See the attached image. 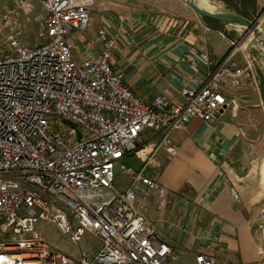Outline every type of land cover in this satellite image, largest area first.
I'll use <instances>...</instances> for the list:
<instances>
[{
	"label": "built area",
	"instance_id": "1",
	"mask_svg": "<svg viewBox=\"0 0 264 264\" xmlns=\"http://www.w3.org/2000/svg\"><path fill=\"white\" fill-rule=\"evenodd\" d=\"M40 4V43L33 47L23 45L17 17L30 2L7 4L0 15V264H172L177 254L140 201L156 195L160 213L169 204L152 160L192 120L212 123L231 106L237 111L230 90L257 85L253 61L216 66L204 46L191 64L207 68L199 89L185 88L182 101L159 95L148 102L116 70V40L106 28L98 31L100 53L75 57L69 37L92 28L93 0ZM65 121L76 128L64 130ZM152 131L162 134L160 144H144ZM120 165L131 178L124 190L115 185ZM231 196L240 200L234 187ZM41 221L54 224L79 254L54 250L37 232ZM87 235L100 241L95 255L81 250ZM195 260L227 264L204 254Z\"/></svg>",
	"mask_w": 264,
	"mask_h": 264
},
{
	"label": "crops",
	"instance_id": "2",
	"mask_svg": "<svg viewBox=\"0 0 264 264\" xmlns=\"http://www.w3.org/2000/svg\"><path fill=\"white\" fill-rule=\"evenodd\" d=\"M96 4L92 28L69 37L75 57L100 53L98 31L106 28L116 40V70L148 102L159 95L182 101V91L199 89L198 80L207 74L203 64L198 70L191 66L198 50L206 46L217 66L229 48L222 32L185 0ZM250 87L239 94L249 93ZM236 97L239 105L246 103ZM245 115L230 107L216 122L194 119L156 151L152 167L169 204L160 213L156 195L140 201L156 232L177 254L172 264H196L198 254L227 264H264V160L247 158ZM161 137L148 132L144 144L158 145ZM233 187L240 194L238 202L231 196Z\"/></svg>",
	"mask_w": 264,
	"mask_h": 264
},
{
	"label": "rangeland",
	"instance_id": "3",
	"mask_svg": "<svg viewBox=\"0 0 264 264\" xmlns=\"http://www.w3.org/2000/svg\"><path fill=\"white\" fill-rule=\"evenodd\" d=\"M22 0H4L0 2V15L3 13L5 5L19 2ZM30 2V7H20L18 9L17 17L21 22V32L23 45L33 47L40 43L38 37V30L42 25L43 10L41 8L40 0H27ZM94 4L99 3L100 0H93ZM257 9L246 18L251 23H257L260 30L264 34V0H256ZM211 5L216 12H230L236 13L233 7H230L223 0H210ZM240 1L235 3L239 6ZM218 31L223 34V40L229 47L227 52L218 62L219 65L240 67L246 65V60L253 61V68L256 74L257 85H252L249 93L240 95L239 92L245 89V86L231 89L230 92L233 96H242L246 103L243 101L239 105L238 112H243L246 122V139L244 142L245 150L249 160L260 159L264 160V64H263V50L264 44L256 46L244 45L245 39L241 36V31L236 26H227L225 24L215 25ZM214 33L210 34V38H214ZM212 41L209 43L212 45ZM238 94V95H237ZM263 99H262V98ZM232 107V106H231ZM232 109V108H231ZM69 125L63 123L64 130L69 129ZM131 167L137 170L140 163L131 158ZM123 165L116 168L115 172V185L119 190L128 188L131 184V178L126 176L123 172ZM37 232L41 234L43 239L51 245L54 250H59L67 255L77 256L80 248L72 244L66 239L58 230V228L50 223L41 221L36 226ZM81 250L87 252L89 255H94L95 251L101 247L100 241L92 235L85 236L83 242L80 244Z\"/></svg>",
	"mask_w": 264,
	"mask_h": 264
},
{
	"label": "water",
	"instance_id": "4",
	"mask_svg": "<svg viewBox=\"0 0 264 264\" xmlns=\"http://www.w3.org/2000/svg\"><path fill=\"white\" fill-rule=\"evenodd\" d=\"M185 2L193 9L195 12H197L202 17L216 21L223 24H228L231 26H236L241 30V36L245 41H247V46H256L259 44H264V34L260 30L257 23H251L242 16L238 15L237 13H230V12H211L209 10H206L202 8L197 0H185ZM263 64H264V55H263ZM67 125H69L72 128H76V126L69 122L65 121ZM78 136L79 139H81V133L78 130ZM125 165L127 168H129V163L126 161Z\"/></svg>",
	"mask_w": 264,
	"mask_h": 264
},
{
	"label": "trees",
	"instance_id": "5",
	"mask_svg": "<svg viewBox=\"0 0 264 264\" xmlns=\"http://www.w3.org/2000/svg\"><path fill=\"white\" fill-rule=\"evenodd\" d=\"M226 4H228L230 7H233L234 10L236 11V13L240 16H242L243 18H248L250 17V14H252V12L256 11L257 9V1L256 0H223ZM237 1H240L239 6L236 5ZM208 22L214 24V25H218L219 23L216 21H211L206 19ZM247 20V19H246Z\"/></svg>",
	"mask_w": 264,
	"mask_h": 264
},
{
	"label": "bare ground",
	"instance_id": "6",
	"mask_svg": "<svg viewBox=\"0 0 264 264\" xmlns=\"http://www.w3.org/2000/svg\"><path fill=\"white\" fill-rule=\"evenodd\" d=\"M197 2H198V4L202 7V8H204V9H206V10H209V11H211V12H216L215 11V9H214V7L211 5V2H210V0H197ZM238 28V27H237ZM241 31V30H240ZM246 43H247V41H244V45H246ZM260 45V44H259ZM263 54H264V50H263Z\"/></svg>",
	"mask_w": 264,
	"mask_h": 264
}]
</instances>
